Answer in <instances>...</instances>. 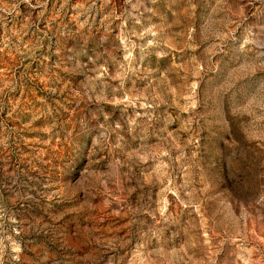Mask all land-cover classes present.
<instances>
[{
	"label": "rangeland",
	"instance_id": "rangeland-1",
	"mask_svg": "<svg viewBox=\"0 0 264 264\" xmlns=\"http://www.w3.org/2000/svg\"><path fill=\"white\" fill-rule=\"evenodd\" d=\"M0 264H264V0H0Z\"/></svg>",
	"mask_w": 264,
	"mask_h": 264
}]
</instances>
